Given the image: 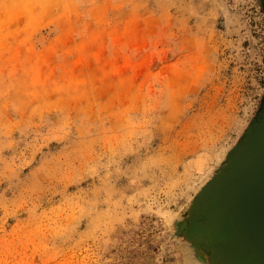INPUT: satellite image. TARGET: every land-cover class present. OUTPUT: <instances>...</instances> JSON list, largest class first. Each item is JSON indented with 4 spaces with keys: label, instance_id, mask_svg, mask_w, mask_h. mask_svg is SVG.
Segmentation results:
<instances>
[{
    "label": "rangeland",
    "instance_id": "1",
    "mask_svg": "<svg viewBox=\"0 0 264 264\" xmlns=\"http://www.w3.org/2000/svg\"><path fill=\"white\" fill-rule=\"evenodd\" d=\"M263 129L264 0H0V264H241Z\"/></svg>",
    "mask_w": 264,
    "mask_h": 264
},
{
    "label": "water",
    "instance_id": "2",
    "mask_svg": "<svg viewBox=\"0 0 264 264\" xmlns=\"http://www.w3.org/2000/svg\"><path fill=\"white\" fill-rule=\"evenodd\" d=\"M223 231L241 264H264V129L224 190Z\"/></svg>",
    "mask_w": 264,
    "mask_h": 264
}]
</instances>
